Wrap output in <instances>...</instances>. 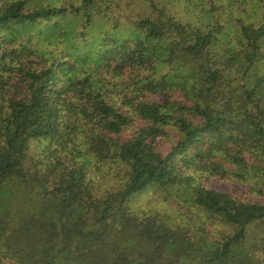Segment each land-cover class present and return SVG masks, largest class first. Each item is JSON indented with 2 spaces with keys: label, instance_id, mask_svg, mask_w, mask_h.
I'll return each instance as SVG.
<instances>
[{
  "label": "trees",
  "instance_id": "1",
  "mask_svg": "<svg viewBox=\"0 0 264 264\" xmlns=\"http://www.w3.org/2000/svg\"><path fill=\"white\" fill-rule=\"evenodd\" d=\"M120 1L0 0V264H264V0Z\"/></svg>",
  "mask_w": 264,
  "mask_h": 264
},
{
  "label": "rangeland",
  "instance_id": "2",
  "mask_svg": "<svg viewBox=\"0 0 264 264\" xmlns=\"http://www.w3.org/2000/svg\"><path fill=\"white\" fill-rule=\"evenodd\" d=\"M157 4H162L166 7L168 12L173 14L176 18L181 19L183 22L188 21L190 19H195V16H188L187 15V8L185 7L188 1L185 0H154ZM238 2V1H236ZM240 2V1H239ZM121 7L123 9L124 17L129 15L130 18H143L144 16H150L153 8L152 5L147 0H122L120 1ZM222 11H224L222 9ZM164 96L162 94H152L149 99L150 100H162ZM131 135V132L125 131L122 137ZM176 140V137H171L168 140H159L156 142L157 149L165 155L171 148L173 141ZM203 183L210 188H213L218 191L230 193L235 197L244 199V200H251V201H264V197L256 196L255 194L251 193L250 186L247 184H237L234 181L230 180L227 175L222 176H205L203 178ZM146 193V192H145ZM163 193L159 190H149L148 193L143 194L141 197L133 198L132 205L134 204L138 207V211L142 207L151 206L155 209H161L163 204H160L162 200ZM169 200V199H168ZM172 201V200H171ZM169 200L168 207L166 211L172 210L171 207L172 203ZM167 205V204H166ZM165 205V206H166ZM164 211V210H162Z\"/></svg>",
  "mask_w": 264,
  "mask_h": 264
}]
</instances>
